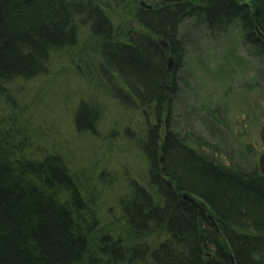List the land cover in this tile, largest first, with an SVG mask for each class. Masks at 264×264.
<instances>
[{
	"label": "trees",
	"instance_id": "trees-1",
	"mask_svg": "<svg viewBox=\"0 0 264 264\" xmlns=\"http://www.w3.org/2000/svg\"><path fill=\"white\" fill-rule=\"evenodd\" d=\"M82 16L93 22L92 34L103 40L102 61L122 78L131 97L120 96L123 104L133 98L144 117L155 114L157 124L148 128L142 145L149 190L134 191L117 219L118 231L124 228L130 237L105 235L94 218L89 220L82 197L87 188L63 161L33 160L22 169L0 146V264H128L129 257L135 264H264V176L218 166L169 125L160 128L176 89L169 59L176 68L183 60L177 41L182 26L192 20L223 34L238 25L264 56V0H181L140 8L137 21L149 34L131 33L125 42L114 37L108 17L88 0H0V81L41 75L52 51L76 42L75 25ZM83 108L76 124L91 129L96 117ZM29 176L37 177L38 185ZM58 186L68 190L66 198L54 190ZM183 194L195 197L205 211ZM134 237L168 240L125 247Z\"/></svg>",
	"mask_w": 264,
	"mask_h": 264
},
{
	"label": "rangeland",
	"instance_id": "rangeland-1",
	"mask_svg": "<svg viewBox=\"0 0 264 264\" xmlns=\"http://www.w3.org/2000/svg\"><path fill=\"white\" fill-rule=\"evenodd\" d=\"M175 1L179 0H88L108 17L120 42L127 41L131 33L149 34L137 21L140 8L155 9ZM82 17L75 25L76 42L52 51L41 75L30 80L0 81V146L22 169L33 160L63 161L88 190L82 197L89 220L94 218L105 235L120 236L126 231H118L117 219L133 192L149 190L142 145L148 128L157 123L151 111L148 118L144 117L135 99L130 105L123 104L120 96L131 98L123 80L102 61L99 53H103V40L92 34L93 22ZM177 41L183 60L177 68L174 60L171 69L176 89L161 130L169 125L188 146L218 166L260 175L264 76L257 71L264 73V56L244 39L238 25L222 34L187 21ZM223 65L227 78L218 79L216 72ZM83 106L96 117L91 129L82 121L81 129L76 124ZM29 177L38 185L37 177ZM40 186L44 188L42 183ZM56 189L67 197L65 187ZM88 216L81 215L86 221ZM131 240L133 244L128 241L124 246L155 245L168 239ZM126 262L135 264L132 257Z\"/></svg>",
	"mask_w": 264,
	"mask_h": 264
},
{
	"label": "water",
	"instance_id": "water-1",
	"mask_svg": "<svg viewBox=\"0 0 264 264\" xmlns=\"http://www.w3.org/2000/svg\"><path fill=\"white\" fill-rule=\"evenodd\" d=\"M163 45L167 46L166 43H163ZM173 63H174L173 58H170L169 59V68H168L169 71L172 69ZM260 139H261V142H262V145L264 148V126L261 128V131H260ZM259 171H260L261 175L264 176V152L262 153V155L259 158ZM182 197L186 202L192 204L194 207H196L197 209L204 212V210H205L204 207L199 203V201H197V199H195L191 196H188L187 194H183ZM208 218L211 221L212 225H215L212 215H209Z\"/></svg>",
	"mask_w": 264,
	"mask_h": 264
},
{
	"label": "bare ground",
	"instance_id": "bare-ground-1",
	"mask_svg": "<svg viewBox=\"0 0 264 264\" xmlns=\"http://www.w3.org/2000/svg\"><path fill=\"white\" fill-rule=\"evenodd\" d=\"M227 33V32H226ZM226 33H224V34H226ZM224 66V65H223ZM225 68V71H224V74H222V75H220V76H216L218 79H226L227 77H226V75H227V73H226V71L228 72V70H227V67H224ZM219 69H221V68H219ZM259 81V80H258ZM205 211V210H204ZM214 223H216L215 221H214ZM212 227L216 230V232H218V234H219V236H221V232H219L220 230H219V228H218V226L215 224V225H212Z\"/></svg>",
	"mask_w": 264,
	"mask_h": 264
},
{
	"label": "flooded vegetation",
	"instance_id": "flooded-vegetation-1",
	"mask_svg": "<svg viewBox=\"0 0 264 264\" xmlns=\"http://www.w3.org/2000/svg\"><path fill=\"white\" fill-rule=\"evenodd\" d=\"M167 50H169V48L167 47Z\"/></svg>",
	"mask_w": 264,
	"mask_h": 264
}]
</instances>
